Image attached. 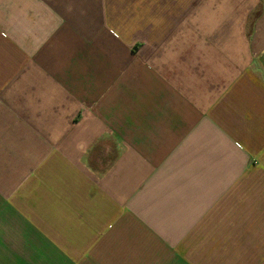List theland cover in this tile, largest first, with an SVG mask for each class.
I'll return each instance as SVG.
<instances>
[{
	"label": "crops",
	"instance_id": "crops-1",
	"mask_svg": "<svg viewBox=\"0 0 264 264\" xmlns=\"http://www.w3.org/2000/svg\"><path fill=\"white\" fill-rule=\"evenodd\" d=\"M0 264H264V0H0Z\"/></svg>",
	"mask_w": 264,
	"mask_h": 264
},
{
	"label": "rangeland",
	"instance_id": "rangeland-1",
	"mask_svg": "<svg viewBox=\"0 0 264 264\" xmlns=\"http://www.w3.org/2000/svg\"><path fill=\"white\" fill-rule=\"evenodd\" d=\"M107 164V163H106Z\"/></svg>",
	"mask_w": 264,
	"mask_h": 264
}]
</instances>
